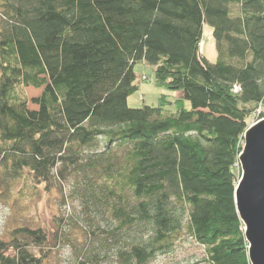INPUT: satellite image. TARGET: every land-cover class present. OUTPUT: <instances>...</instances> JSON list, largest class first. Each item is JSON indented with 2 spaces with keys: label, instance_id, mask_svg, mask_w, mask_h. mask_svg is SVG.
<instances>
[{
  "label": "trees",
  "instance_id": "16d2710c",
  "mask_svg": "<svg viewBox=\"0 0 264 264\" xmlns=\"http://www.w3.org/2000/svg\"><path fill=\"white\" fill-rule=\"evenodd\" d=\"M138 63L178 98L131 109ZM260 106L264 0H0V172L34 189L74 180L94 225L73 264H149L184 230L205 264H250L235 196ZM51 243L16 228L0 264H45Z\"/></svg>",
  "mask_w": 264,
  "mask_h": 264
},
{
  "label": "rangeland",
  "instance_id": "374dc122",
  "mask_svg": "<svg viewBox=\"0 0 264 264\" xmlns=\"http://www.w3.org/2000/svg\"><path fill=\"white\" fill-rule=\"evenodd\" d=\"M201 56L209 63H216L218 60L216 40L209 25L204 26ZM155 71L156 67L149 64L138 63L135 66V84L138 91L128 99L131 109H141L144 105L157 107L159 99L163 96H167L170 102L178 98L177 94L157 86ZM42 91L43 89L27 88L30 102L38 98ZM29 108L38 109L33 103H30ZM262 114L264 107L260 106L248 119V129L263 119ZM242 145L243 149L244 136ZM101 146L104 147L105 143L102 142ZM238 167L239 182L242 173L239 163ZM74 190L75 182L72 178L62 182L56 181L55 188L51 187L49 190L46 186L34 189L33 184L24 176L12 179L0 172V238L8 240L11 232L19 227L47 229L51 232L52 252H49L50 258L45 264H73L89 244L87 238L91 234L90 228L94 225L91 226L86 218L80 201L73 199ZM245 230L244 227V232ZM174 243L171 253L160 254L149 264H205L204 247L198 245L187 230L176 234ZM32 252L37 253L38 249H32Z\"/></svg>",
  "mask_w": 264,
  "mask_h": 264
},
{
  "label": "water",
  "instance_id": "95a60500",
  "mask_svg": "<svg viewBox=\"0 0 264 264\" xmlns=\"http://www.w3.org/2000/svg\"><path fill=\"white\" fill-rule=\"evenodd\" d=\"M236 206L249 245L250 264H264V118L244 134Z\"/></svg>",
  "mask_w": 264,
  "mask_h": 264
}]
</instances>
